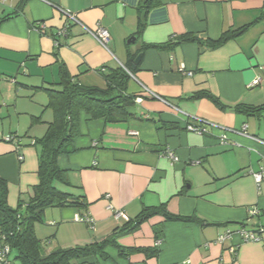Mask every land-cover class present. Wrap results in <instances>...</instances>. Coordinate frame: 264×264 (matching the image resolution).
Segmentation results:
<instances>
[{"label":"crops","instance_id":"crops-1","mask_svg":"<svg viewBox=\"0 0 264 264\" xmlns=\"http://www.w3.org/2000/svg\"><path fill=\"white\" fill-rule=\"evenodd\" d=\"M139 1H0V178L8 185V206L26 204L38 183L39 148L18 133L35 135L44 127L45 134L53 120L45 108L47 90H59V65L73 82L104 89L103 76L143 48L127 87L128 94L142 96L130 109L133 117L107 124L82 114L74 151L57 159L70 182L60 190L82 197L87 207L44 211L34 225L41 254L106 239L125 224L112 217L113 210L133 220L144 208L164 206L172 215L200 223L154 216L132 233L118 235L117 243L156 248V256H120L108 247V260L91 258L85 264H264V181L257 185L251 176L264 161V109L257 116L234 109L264 108V0H160L136 36ZM61 10L88 29L105 28L107 49L71 24L56 47L54 35L67 23ZM241 28H246L241 35L220 47L203 43ZM186 34L202 44L151 47ZM197 93L210 94L225 108L206 97L193 98ZM187 125H202L208 133L187 131ZM12 134L21 140H3ZM76 215L90 216L93 228L76 222ZM241 229L260 240L243 242ZM227 230L232 235L218 243ZM8 264H20L15 252Z\"/></svg>","mask_w":264,"mask_h":264},{"label":"trees","instance_id":"trees-1","mask_svg":"<svg viewBox=\"0 0 264 264\" xmlns=\"http://www.w3.org/2000/svg\"><path fill=\"white\" fill-rule=\"evenodd\" d=\"M160 5V0H140L136 7L137 31L136 36L142 33L146 25L147 15L150 10ZM264 17V15L262 16ZM246 28L226 32L215 40H206L204 45L209 48H217L229 39L238 37ZM59 36L54 35L55 46H59ZM181 43H197L201 41L186 34L164 45L151 46L157 49H168ZM129 57L123 67H117L108 71L103 77L106 83L104 89L96 87H83L73 82L65 65H59V82L56 84L59 90H47L48 101L46 109L53 113V120L48 124L45 134L34 141L39 148L37 178L38 183L32 188L33 195L26 204H20L15 209L8 206V185L0 178V236H3L11 252L16 253V259L20 264H85L88 259L95 258L108 260L106 252L108 247L117 249L118 255L130 256L135 253H143L146 257L157 255L156 248H122L117 243V236L128 235L154 216H161L166 221L199 222L194 217L176 216L168 213L164 206L144 208L133 220L113 230L112 234L100 242H94L84 246H75L66 249H57L47 255H42L40 243L34 234V225L41 222L42 215L49 208L74 207L77 210L87 206L82 197H75L60 190L57 185L69 188L67 171L61 169L57 159L74 151L73 141L78 135V122L84 114L88 120L102 119L107 124L125 122L133 117L130 109L135 107V100L142 99L140 94H128V83L137 71L138 64L134 63L135 57ZM142 55V54H141ZM206 97L219 109L225 108L217 98L208 93H197L193 98ZM234 109L248 115H259L264 108H248L236 105ZM33 122H40L35 118ZM160 230H156V240L160 238Z\"/></svg>","mask_w":264,"mask_h":264},{"label":"built area","instance_id":"built-area-1","mask_svg":"<svg viewBox=\"0 0 264 264\" xmlns=\"http://www.w3.org/2000/svg\"><path fill=\"white\" fill-rule=\"evenodd\" d=\"M2 3H5L9 0H0ZM61 12L63 13V15L66 17L67 19V23L66 25H64L62 28H60V30H58V32L56 33L60 38H65L68 34V28L69 25H79L81 26V28L84 30V32L91 36L101 47H103L104 49H107V43L109 41V34L108 31L103 28L100 25H97L95 29L91 30L88 29L86 27H84L80 21L76 18V16L72 13H70L68 10H61ZM38 30L39 31H43V26L42 25H38ZM57 43H55L56 45ZM181 69L183 70V66H181ZM186 75L190 76L191 73H186ZM259 83V79L254 80L253 85H256ZM141 102V99H136L135 103L139 104ZM246 127L243 126L242 127V131L245 132ZM186 130L196 133V134H200V135H205L208 133L207 129L202 126V125H187L186 126ZM135 133H133L134 135ZM4 141L6 142H19V138L16 135H6L3 138ZM221 141L223 143L226 142V136L222 135L221 136ZM262 144H264V142L261 141ZM32 144H34V142H32ZM169 158L172 159V161H176L177 159L171 154H168ZM19 160H22V157H19ZM252 178L254 179L255 183L257 185L261 184L264 181V161L262 162V164L259 167V170L255 173H251ZM108 210H112L111 207H108ZM112 217L116 220H122L124 222H128L129 219L128 217L124 214V212H122L121 210H113L112 211ZM74 220L76 222H82L85 223L89 226V228H93V219L88 216V215H76L74 217ZM260 232L262 230H259ZM238 234L240 235L241 239L243 242H258L260 240V235L257 233H253L250 231H246L244 229H241L238 231ZM232 235V232H230L229 230L225 231V233H223L222 235H220L217 239L218 243H222L225 239L229 238ZM156 245H159V242H156ZM11 254V250L9 248V246L7 244L4 243L3 240V236H0V264H8L9 263V256Z\"/></svg>","mask_w":264,"mask_h":264},{"label":"rangeland","instance_id":"rangeland-1","mask_svg":"<svg viewBox=\"0 0 264 264\" xmlns=\"http://www.w3.org/2000/svg\"><path fill=\"white\" fill-rule=\"evenodd\" d=\"M133 46V45H132ZM48 111H47V116H50L51 114H52V112H51V110H49V109H47ZM44 119H45V117H44ZM21 124L23 125V126H25V123H24V121H22L21 122ZM37 126H42V125H37ZM37 128V127H36ZM43 129H44V127L43 128H37V130L34 132L35 133V135H32V134H30L29 132L28 133H26L25 134V132H19L18 134H19V136L20 137H22V140H26V141H28L30 138L32 139L33 137H38V138H41L42 137V135H43ZM26 136H25V135ZM18 136V135H17ZM20 137H18V138H20ZM29 140L30 142H33V139L32 140ZM19 140H21V139H19ZM32 144V143H31ZM57 187L59 188V189H62V187L60 186V185H57Z\"/></svg>","mask_w":264,"mask_h":264},{"label":"water","instance_id":"water-1","mask_svg":"<svg viewBox=\"0 0 264 264\" xmlns=\"http://www.w3.org/2000/svg\"><path fill=\"white\" fill-rule=\"evenodd\" d=\"M131 41H132V40H131ZM138 60H139V56L136 58V60H135V64L138 63Z\"/></svg>","mask_w":264,"mask_h":264},{"label":"bare ground","instance_id":"bare-ground-1","mask_svg":"<svg viewBox=\"0 0 264 264\" xmlns=\"http://www.w3.org/2000/svg\"><path fill=\"white\" fill-rule=\"evenodd\" d=\"M87 225V224H86ZM88 226V225H87Z\"/></svg>","mask_w":264,"mask_h":264}]
</instances>
